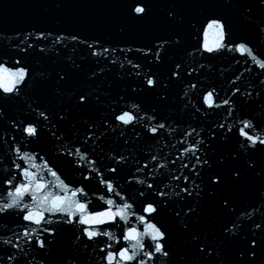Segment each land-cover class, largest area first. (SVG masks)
Here are the masks:
<instances>
[{
	"label": "water",
	"instance_id": "1",
	"mask_svg": "<svg viewBox=\"0 0 264 264\" xmlns=\"http://www.w3.org/2000/svg\"><path fill=\"white\" fill-rule=\"evenodd\" d=\"M136 2L63 0L62 6L57 8L55 0H0V64L12 70L2 74L4 82H9L15 69L24 67L29 71L26 83L19 85L17 95L8 96L0 91V113H3L0 115V201L7 199L10 190L3 183L5 178L15 175L14 183L23 182L14 170L13 161L43 175L50 185L60 186L45 189L46 192L63 195L61 180L69 188L83 186L88 196L78 198L82 202L86 199L88 210L93 212L107 210V199L115 201L112 211L116 210V204L125 202L119 196L107 193L100 183L103 178L111 180L128 198L127 202L133 204L130 212L135 215L142 214L145 201L165 200L166 206L158 205L159 215L154 219L146 216V219L166 232L170 258L159 257L148 264H264V231L255 227L258 223L264 228V199L259 196L264 190V180L246 172L240 186L228 188L229 208L223 210L220 207L219 196L215 200L205 197L200 200L199 214H189L191 219L183 213L189 202L197 206V198L182 199L186 194L180 192L185 186L184 175L189 176L188 186H191V180H196L207 191L208 173H202L204 181L201 182L190 171L193 166L200 170L191 149H201L195 153L201 159L202 152L209 151L212 161L222 154L234 153L239 148L238 141H243L239 129L243 127L241 121L244 119L252 120L258 125L259 133L264 134V84L261 83L264 71L240 52L222 51L209 55L202 50L207 19L221 17L227 25L225 43L229 47L246 43L258 58L264 59V6H258L257 0H144L149 6V16L137 22L129 15ZM169 9L176 13L172 21L166 16ZM41 33L45 38L37 39ZM72 35L79 39L71 40ZM58 36L64 39L56 42ZM177 38L180 44H165L162 62L157 63L155 49H149L161 39L174 41ZM85 40L96 45L99 56L91 55L94 49L80 42ZM207 43L210 46L217 43L213 30L208 32ZM28 44L33 47L27 48ZM21 48H27V51H20ZM104 48L115 51L104 53ZM140 48L144 52L136 51ZM128 60L140 67L133 68ZM177 63L181 65V76L170 81L169 75ZM152 74L168 87L141 91L145 77ZM236 87L240 88V93L232 96ZM213 89L216 102L221 104L219 108L204 105L203 96ZM246 92H252V98L246 97ZM81 94L89 97L86 106L78 103ZM160 96L164 98L160 99ZM229 97L232 99L231 112L229 106L222 103ZM132 105L140 107L133 109ZM123 110L142 118L137 119L134 126L115 123V115ZM41 112L46 113L49 120H43ZM61 115L65 116L62 121ZM149 116H154L155 120L149 121ZM27 123L37 126L38 139L30 141L22 135V128ZM156 123H165L167 127L154 137L147 132L146 126ZM220 124L232 128L227 133L229 139L225 141L218 136L215 141H210L208 136L212 130L217 133L226 130L218 128ZM89 125L94 126L89 129ZM193 128L199 135L194 132L188 136ZM50 129L57 131L63 139L53 137ZM89 135L92 139L85 145L83 141ZM201 139L205 144L196 143ZM207 144H211V149H206ZM13 146H19L22 152L43 156L55 166L60 179L42 172L39 158L35 160L36 168L19 159ZM74 147L85 149L97 160L95 167L99 173L88 172L86 161H80L84 168H77L59 155ZM120 156L125 161L116 164L112 158ZM246 159L241 155L235 162H230V166L243 169ZM255 159L264 163V155L257 154ZM185 163L188 168L183 167ZM144 164L149 167L144 168ZM161 164L165 167L160 168ZM109 167H116L117 173L109 172ZM137 168L141 171L137 172ZM83 175L92 178L84 180ZM177 176L180 179H175ZM134 178L154 183V189L135 183ZM141 190L144 196L139 195ZM156 190L163 191L165 196L155 195ZM101 196L105 199L101 200ZM25 202L31 203L30 196H25ZM176 212H181V216H176ZM135 215H130V225L139 231L146 230V225L136 220ZM22 216L18 210L0 214V264H106L105 252L100 249L111 244L107 250L115 252L124 243L122 240L120 243L109 241L103 236L89 241L82 232L87 225L53 223L37 227L23 221ZM45 217L53 221L65 219L48 213ZM183 222L188 223L187 230L183 229ZM233 223L240 225L239 236L225 240L224 231ZM128 226L123 222L115 226L111 223L93 225L97 230L114 233L117 238L121 229ZM43 228L55 229V237L42 231ZM37 236L53 240V243L46 245V249L34 247ZM252 239L257 242L255 257L251 256L249 246ZM5 240L11 243L5 244ZM143 243L147 247L152 242L144 237ZM14 244L18 247H13ZM201 244L205 247L204 254L198 250ZM209 251L211 255L206 254ZM114 264H120L119 258H115Z\"/></svg>",
	"mask_w": 264,
	"mask_h": 264
},
{
	"label": "snow or ice",
	"instance_id": "2",
	"mask_svg": "<svg viewBox=\"0 0 264 264\" xmlns=\"http://www.w3.org/2000/svg\"><path fill=\"white\" fill-rule=\"evenodd\" d=\"M63 0H55V6L57 8L62 6ZM258 6H264V0H257ZM175 7V5L173 6ZM149 6L144 0H137L136 3L132 5L130 9L129 15L131 18L136 20L137 22H142L146 20L149 16ZM251 11V8L248 9ZM167 19L172 21L176 17V13L169 9L166 13ZM209 30H213L214 35L217 37V43L215 46H210L207 43V35ZM204 36H205V43L202 45V50L209 55L218 54L222 51H237L240 52L242 55H246V57H250L253 61H255L256 66L261 70L264 71V59L258 58V55L254 53V50L250 48L246 43H239L235 44L233 47H229L228 44L225 43V38L227 37V25L226 22L221 17H213L207 19L205 26L203 28ZM30 35V34H29ZM44 35L41 33L37 39H44ZM64 38L57 37L56 42H61ZM79 38L77 35H72L71 40L77 41ZM81 43L87 44L89 48L94 49L91 53L93 56H99L100 53L95 50L96 45L92 43H88L85 41H80ZM165 44H180L179 38L173 40L170 39H161L159 43L154 44L152 49L149 51H154V56L157 63L162 62L161 53L165 52L166 49L164 48ZM33 45L28 44L27 48H31ZM27 48H21L20 51H27ZM41 52L44 49H40ZM109 51H115V49L104 48L103 52L108 53ZM123 51V50H121ZM129 52L132 51L131 48L128 49ZM138 52H144L143 48L136 49ZM107 59V57H105ZM113 64L116 63L115 60L111 61ZM17 63H20L17 61ZM128 64L131 65L133 68H139V64L133 63L131 60H128ZM74 67H79V65H75ZM121 68L124 67L123 64L120 65ZM181 65L177 63L175 65V70L172 71L169 75V80L179 79L181 76L180 73ZM203 67V65H201ZM194 71V70H193ZM4 72H12V70L5 68L2 64H0V91L3 94L8 96H15L19 93V85L25 84L26 80L29 75V71L27 68L21 67L15 69L14 73L11 75V79L8 83L4 82L3 73ZM140 73H137L139 75ZM189 75L192 73L189 72ZM96 73H93L95 76ZM60 79L63 80L64 76L61 75ZM239 79V77L237 78ZM235 83V81H233ZM264 84V80L261 81ZM158 87L167 88L168 84L159 81L155 74L148 75L145 77L144 87L140 90L144 91L145 89H152L155 90ZM193 88L196 87L195 84L192 85ZM135 91V89H134ZM237 93H240V88H234L232 92V96H235ZM246 97L252 98V92H246ZM259 96V93H257ZM163 99V96L159 97ZM89 99L87 95L81 94L78 97V103L81 106H86V101ZM99 99V96H97ZM123 99V97H120ZM216 92L215 89L208 91L206 95L203 96L204 105L208 108H219L221 107L220 103L216 102ZM224 106H229V112H231V104L232 99L229 97L228 99L223 100ZM139 105H132L133 109H139ZM197 111H200L197 108ZM3 115V113H0ZM40 116L43 120H49V116L41 112ZM142 117H137L134 113L123 110L120 113L115 115L114 122L121 124L125 127L130 125L134 126L137 119H141ZM59 119L62 121L65 119V116H59ZM149 121L155 120L154 116L148 117ZM243 127L239 129L240 136L243 137V141H238L239 148L234 153L229 152L227 155H220L216 157L215 161H212V157L209 155V151L204 150L202 152L203 159H201L200 155H195L196 152H200L201 149L194 148L191 149L192 154L195 156L196 164L199 165L200 170L198 171L195 166H193L190 171L198 177L201 182L204 181V176L202 173L207 172V191L201 187V183H197L196 180H191V186L189 185V176L184 175L183 180L185 186L180 189L181 193H185L186 195L182 197V199L187 200L188 197L197 198L196 205L193 206L191 202L188 203L187 211L183 213L184 217L191 219L189 216L190 213L199 214V203L200 200H203L205 197L215 200L217 196L220 197L218 203L223 210H226L231 205V198L227 194L229 186L231 187H238L240 186L245 180L246 172H252L257 177H260L264 180V163H261L255 159L257 154L264 155V134L259 133L258 125L254 124L250 119H244L241 121ZM15 126V125H14ZM94 125H89V129H91ZM55 128V125H53ZM167 126L165 123H156L155 125L146 126L147 132H149L152 136H157L160 130L165 129ZM218 128L225 129L226 126L224 124L218 125ZM52 136L55 137L57 140L63 139L61 135L57 133V131H52ZM232 128H226L225 131L217 133L215 130H212L209 133L208 139L210 141H215L218 136L222 137L225 141L229 139L227 133L231 132ZM199 135V132L196 131L195 128L192 131L188 132L187 135L191 136L193 133ZM22 135L26 136L31 140L39 138V130L34 123H27L22 128ZM15 139V137H13ZM92 139V136L89 135L83 141L86 145L89 140ZM197 144H205L203 139L196 141ZM206 149H211V144L206 145ZM242 150V152L240 151ZM13 151L21 160H26L28 164L31 165L32 168H36L37 165L35 164V160L39 158L42 163L39 166L41 171H46L52 177L60 179L58 171L55 169V166L50 163V161L44 159L43 156L39 154H32L28 152H22L19 146H13ZM188 151V150H186ZM61 157H63L69 165H75L77 168H84L85 165H82L80 161L87 162V171L88 172H97L99 173V169L95 167L97 164V160L93 159L89 156L88 152L81 147H74L69 148L66 152L61 151L59 153ZM241 155L247 157L245 160V168L230 166V162H235L238 160ZM112 159L115 160L116 164H121L125 161L123 156H120L118 159L113 157ZM153 160L156 157H152ZM14 170L19 173V175L23 178V182L14 183L16 181V176L12 175L10 178H5L3 183L10 189L7 192V199L0 201V214H6L13 210H18L23 213L22 219L25 222L31 223L40 227L43 225H50L53 223H63L67 225H73L75 223L80 224L81 226L87 225L88 227L82 228L83 235L89 241H96L99 237H107L109 241H115L120 243L121 240L124 242L123 245L117 249L115 252L108 251L112 247L111 244L107 245V248H101L102 252H105L104 260L106 264H114L115 258H119L120 264H148L149 261H155L159 257H163L169 259L170 252L167 249V235L166 232L162 229L161 226H158L156 223L150 222L147 217L154 219L156 216L159 215V206L163 205L166 206L165 200L161 199L159 202L156 201H145L141 212L142 214L135 215L130 212L133 209V204L127 202L128 198L124 196L120 191L116 189L113 182L111 180H104L101 178L100 183L104 185L106 188L107 193H112L115 196H119L121 200L125 201L123 204H116V210L112 211L111 208L115 204L113 199H107L106 203L109 206L107 210L104 211H89L88 210V201L85 199L83 202L78 197L86 198L88 196V192L85 191L84 187L81 186L79 188H69L67 184L64 183L63 180L60 181V185H62V191L64 192L63 195L57 194L52 191H45V189H49L52 187H60L59 185H50L43 175L34 173L29 170L28 167H22L20 164H17L13 161ZM144 168H148V164L143 165ZM160 168H164L165 165L161 164ZM184 168H188L189 165L185 163L183 165ZM215 169V170H214ZM109 172L117 173L118 169L116 167H109ZM137 172H140L141 169L137 168ZM83 174V173H82ZM102 177V173L100 174ZM91 176L83 175L84 180H91ZM175 179H180L179 176L175 177ZM133 181H129L132 183ZM134 182L138 183L142 186H146L148 189H154V183H146L143 179H135ZM70 193V197H69ZM150 195L152 193H149ZM30 196L31 203L25 202V196ZM140 196H144V191L139 192ZM155 195L164 197L165 193L163 191L156 190ZM180 193H177L179 196ZM259 196L264 199V190L259 193ZM101 200H104L105 197L101 196ZM45 213L49 215H60L65 217V219L53 221L51 219H47L45 217ZM130 215H135V219L140 221L141 224L146 225V230L139 231L137 228L132 227L130 225L129 217ZM176 216L180 217L181 212H176ZM119 218V219H117ZM120 222H123L125 225H129L126 228L121 229V235L119 238L115 237L114 233L110 231L104 230H97L93 227V225H103L107 223H111L112 225H117ZM183 229L187 230L189 225L187 222H183L182 224ZM240 225L233 223L231 228H226L224 231V239H232L234 237L239 236V229ZM255 227L264 231V228L261 227L260 224H256ZM91 229V230H90ZM42 231L47 232L49 236L55 237L56 230L43 228ZM35 232V229H33ZM25 236L28 235L27 232L24 233ZM148 237L151 240V244L145 246L143 243V238ZM195 239H199V237H194ZM79 239V237H77ZM5 244L11 243L9 240L4 241ZM31 243V241H30ZM53 240L48 239H41L40 237H36L34 247L39 249H46V245L52 244ZM130 244L131 246H124ZM249 246L252 249L251 256L255 257L256 252L255 248L257 246V242L255 239L249 241ZM13 247H18V245H13ZM198 250L204 254L205 247L201 244L198 245ZM214 251V250H213ZM43 254V253H42ZM207 255H211V251L206 253ZM139 257V259H138ZM146 257L147 259H144ZM11 259V257H10Z\"/></svg>",
	"mask_w": 264,
	"mask_h": 264
}]
</instances>
